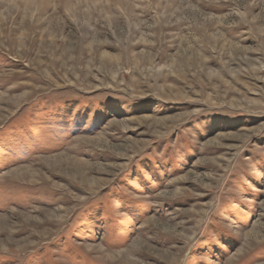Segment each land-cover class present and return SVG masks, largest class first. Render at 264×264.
Returning a JSON list of instances; mask_svg holds the SVG:
<instances>
[{"label": "rangeland", "instance_id": "obj_1", "mask_svg": "<svg viewBox=\"0 0 264 264\" xmlns=\"http://www.w3.org/2000/svg\"><path fill=\"white\" fill-rule=\"evenodd\" d=\"M0 264H264V0H0Z\"/></svg>", "mask_w": 264, "mask_h": 264}, {"label": "bare ground", "instance_id": "obj_2", "mask_svg": "<svg viewBox=\"0 0 264 264\" xmlns=\"http://www.w3.org/2000/svg\"><path fill=\"white\" fill-rule=\"evenodd\" d=\"M251 233H252L251 231L245 233L247 239H250V237L252 236Z\"/></svg>", "mask_w": 264, "mask_h": 264}]
</instances>
